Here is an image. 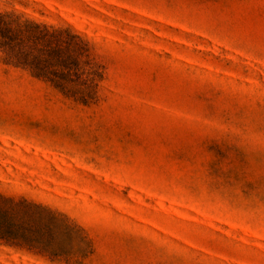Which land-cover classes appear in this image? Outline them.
<instances>
[{"label": "rangeland", "instance_id": "1", "mask_svg": "<svg viewBox=\"0 0 264 264\" xmlns=\"http://www.w3.org/2000/svg\"><path fill=\"white\" fill-rule=\"evenodd\" d=\"M88 42L95 98L0 51V194L65 214L71 256L0 264H264V0H0Z\"/></svg>", "mask_w": 264, "mask_h": 264}, {"label": "trees", "instance_id": "2", "mask_svg": "<svg viewBox=\"0 0 264 264\" xmlns=\"http://www.w3.org/2000/svg\"><path fill=\"white\" fill-rule=\"evenodd\" d=\"M0 51L8 64L28 70L76 101L95 98L96 66L88 42L69 28L14 12L0 13ZM79 229L63 213L24 197L0 194V240L42 254L71 256Z\"/></svg>", "mask_w": 264, "mask_h": 264}]
</instances>
